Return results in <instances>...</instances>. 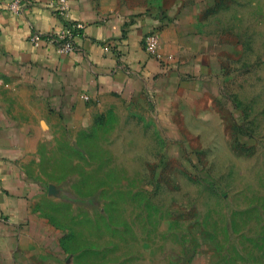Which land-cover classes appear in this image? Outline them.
Instances as JSON below:
<instances>
[{"label": "rangeland", "instance_id": "1", "mask_svg": "<svg viewBox=\"0 0 264 264\" xmlns=\"http://www.w3.org/2000/svg\"><path fill=\"white\" fill-rule=\"evenodd\" d=\"M209 2L197 27L224 49L217 108L51 121L38 211L78 264H264V0Z\"/></svg>", "mask_w": 264, "mask_h": 264}, {"label": "crops", "instance_id": "2", "mask_svg": "<svg viewBox=\"0 0 264 264\" xmlns=\"http://www.w3.org/2000/svg\"><path fill=\"white\" fill-rule=\"evenodd\" d=\"M8 1L0 0V264H78L38 211L34 166L51 121L73 126L108 108H217L224 49L197 27L210 0H67L70 18L84 23L67 54L30 40L62 27L56 0H21L17 13ZM151 30L157 55L143 45Z\"/></svg>", "mask_w": 264, "mask_h": 264}, {"label": "built area", "instance_id": "3", "mask_svg": "<svg viewBox=\"0 0 264 264\" xmlns=\"http://www.w3.org/2000/svg\"><path fill=\"white\" fill-rule=\"evenodd\" d=\"M50 5L63 19L62 27L56 32H32L30 40L37 44L39 40H45L52 44L55 50L60 54H67L76 49L74 37L82 32L84 23L78 20H72L69 16V8L67 0L51 1ZM7 7L17 13L21 9V0H9ZM145 50L153 55H157L160 45V34L156 30H151L143 38ZM3 216L0 212V220Z\"/></svg>", "mask_w": 264, "mask_h": 264}]
</instances>
